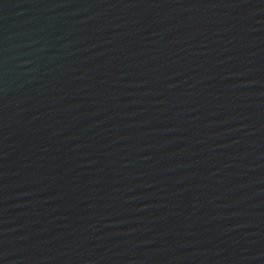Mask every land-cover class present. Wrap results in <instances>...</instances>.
<instances>
[{"label":"water","instance_id":"1","mask_svg":"<svg viewBox=\"0 0 264 264\" xmlns=\"http://www.w3.org/2000/svg\"><path fill=\"white\" fill-rule=\"evenodd\" d=\"M0 264H264V0H0Z\"/></svg>","mask_w":264,"mask_h":264}]
</instances>
